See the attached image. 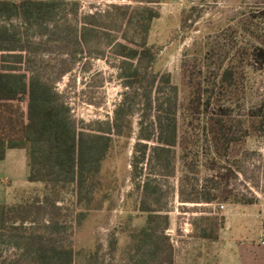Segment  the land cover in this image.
Listing matches in <instances>:
<instances>
[{"label": "rangeland", "instance_id": "374dc122", "mask_svg": "<svg viewBox=\"0 0 264 264\" xmlns=\"http://www.w3.org/2000/svg\"><path fill=\"white\" fill-rule=\"evenodd\" d=\"M145 1L68 0L59 16L67 35L82 29L88 21L86 15L96 14L99 24L90 43L77 52L73 45L55 40V23L52 36L27 32L36 50L26 52V66L54 84L80 129L112 122L127 91L119 69L121 59L112 53L106 35H121V22L110 6H136ZM154 4L161 16L153 24L149 41L159 49L157 67L169 72L179 86L180 140L175 148V173H162L155 160L139 161L137 170L134 168L133 160L141 156V149L135 155L141 127L137 98L133 137L127 147L118 142L104 164L106 178L114 184L113 209L89 212L78 226L76 215L82 208L75 202L72 187L54 195L45 185L33 187L26 195L21 193L13 204L22 205L20 211L28 218V226L55 221L66 224L67 234L74 239L75 264H133V258L139 259L138 240L133 234L147 225L148 214L140 210L145 197L140 185L147 180L152 184L150 204L169 216L165 234L174 247L175 264H220L219 236L233 233V227L224 228L226 218L235 224V232L246 230L252 238L248 245L256 246L259 252L264 249L259 241L264 237V132L250 127L253 118L264 110V0H161ZM228 65L238 72L231 88L221 86L216 77ZM213 81L219 88L207 110V96L196 92L197 83L212 85ZM225 108L245 120L249 135L218 151L209 141L205 126L210 116H221ZM154 145L156 141L149 143ZM209 194L216 196L213 203L190 201ZM249 200L253 203H247ZM164 226L160 219L157 232ZM203 230L214 232L216 237L203 238ZM114 236L118 244L113 252L110 241ZM16 252L4 250L9 263ZM247 259L254 260L255 254Z\"/></svg>", "mask_w": 264, "mask_h": 264}, {"label": "trees", "instance_id": "16d2710c", "mask_svg": "<svg viewBox=\"0 0 264 264\" xmlns=\"http://www.w3.org/2000/svg\"><path fill=\"white\" fill-rule=\"evenodd\" d=\"M160 1L110 6L121 22V35L112 36L109 32L106 35L112 53L121 59L119 69L127 91L114 111L113 121L97 122L96 128L88 130L77 126L70 107L54 84L26 66V52L34 48L26 35L33 30L40 36H52L51 26L55 23V40L73 45L77 52L97 32L96 14L86 15L84 18L88 21L82 29L76 28L73 35H67L59 16L68 0H0V160L5 158L8 149L25 148L29 181L42 183L54 195L72 187L75 202L82 208L76 215L78 226L89 212L113 209L114 184L106 178L104 164L118 142L123 141L127 147L133 137L135 99L138 98L141 106L135 155L141 149V156L133 160L134 168L137 170L139 161L155 160L162 173H175V148L180 140L179 86L173 83L169 72L157 67L159 49L149 41L153 24L161 16L154 3ZM14 20L19 24H13ZM237 73L235 66L228 65L216 77L221 86L231 88L237 82ZM218 88L216 81L212 85L197 83L196 92L207 96V110ZM222 113L210 116L205 126L209 141L218 151L229 149L249 135L245 120L226 108ZM250 127L264 132V110L257 119L253 118ZM152 141L156 145L150 147ZM140 187L145 193L140 210L148 216L147 225L133 234L138 240L136 253L139 255L138 260L133 258V264H175L174 247L165 234L169 216L150 204L151 182L147 180ZM215 200L216 196L209 194L202 200L190 201L213 203ZM21 209L22 205L0 204V264H75L76 250L74 239L67 234L69 227L59 221L28 226V218ZM160 219L165 226L158 233L156 225ZM201 236L216 237L207 230ZM117 244L114 236L110 251H116ZM7 248L17 251L10 263L4 256Z\"/></svg>", "mask_w": 264, "mask_h": 264}, {"label": "crops", "instance_id": "0c3cea01", "mask_svg": "<svg viewBox=\"0 0 264 264\" xmlns=\"http://www.w3.org/2000/svg\"><path fill=\"white\" fill-rule=\"evenodd\" d=\"M43 185L40 182L28 180L27 151L25 148H11L7 150L6 156L0 160V204H14L19 195H26L33 187ZM14 192H11V189ZM13 196V197H12ZM13 198L10 203L9 200ZM242 227H246L244 222H239ZM235 225V224H234ZM226 218L224 228L232 229L233 233L228 236H219L222 239L221 263L220 264H264V249L257 251L256 246L251 247L247 243L252 239L246 234V230H236ZM248 229V226H247ZM250 230L248 229L247 232ZM236 233V234H235ZM264 238V237H263ZM260 238V243L262 240ZM255 242V240H252ZM255 254V259L250 261L248 256Z\"/></svg>", "mask_w": 264, "mask_h": 264}, {"label": "built area", "instance_id": "2783aa9c", "mask_svg": "<svg viewBox=\"0 0 264 264\" xmlns=\"http://www.w3.org/2000/svg\"><path fill=\"white\" fill-rule=\"evenodd\" d=\"M220 207H221L222 209H224V208H225V205L222 204ZM262 243L264 244V238H263V240H262Z\"/></svg>", "mask_w": 264, "mask_h": 264}]
</instances>
